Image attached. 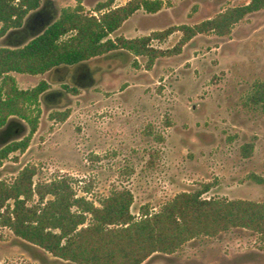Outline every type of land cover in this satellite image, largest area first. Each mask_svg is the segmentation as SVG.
<instances>
[{
    "label": "rangeland",
    "instance_id": "374dc122",
    "mask_svg": "<svg viewBox=\"0 0 264 264\" xmlns=\"http://www.w3.org/2000/svg\"><path fill=\"white\" fill-rule=\"evenodd\" d=\"M104 1L83 0V10L97 16L94 6ZM127 1L114 0L111 7ZM162 1L155 13L137 10L109 37L138 38L193 25L249 0ZM75 4L53 0L45 15ZM180 38L176 30L163 40L151 39L160 53L150 65L147 57L123 49L97 56L88 62L91 85L58 96L42 93L38 127L24 151L3 161L0 179L10 182L32 164L34 184L68 177L77 196L96 205L111 190L127 188L136 217L159 210L179 192L205 186L202 198L264 201V179L255 180L264 178V107L247 98L264 81V9L245 16L228 35L199 33L182 45ZM7 43L6 35L0 37V46ZM97 66L108 68L98 73ZM14 76L21 89L41 80L50 89L61 86L51 70ZM65 110V120L50 117ZM5 136L0 134V143ZM36 202L33 196L28 204ZM0 264L78 263L0 226ZM141 264H264V238L234 227L193 238L171 254L155 252Z\"/></svg>",
    "mask_w": 264,
    "mask_h": 264
},
{
    "label": "trees",
    "instance_id": "16d2710c",
    "mask_svg": "<svg viewBox=\"0 0 264 264\" xmlns=\"http://www.w3.org/2000/svg\"><path fill=\"white\" fill-rule=\"evenodd\" d=\"M44 1L41 7L42 0H0V37L8 32L7 40H11L20 29L27 31L29 24L44 16L45 5L53 4V0ZM75 1L74 6L61 8L58 17L25 44L0 46V134L10 139L0 146V166L10 153L26 149L38 127L40 95L48 87L41 80L21 89L14 74H43L117 49L145 56L150 65L160 53L150 46L153 38L163 40L178 30L182 45L199 33L228 35L245 16L264 9V0H249L193 25L172 26L138 38H110L137 10L155 13L163 1L129 0L111 7L114 0H106L94 6L97 16L84 12L83 0ZM247 98L264 107V81L256 82ZM50 117L65 120L68 111ZM35 174L36 167L30 164L12 181L0 179V226L55 257L78 264H141L155 252L171 254L193 238L215 236L234 227L250 229L264 238V201L202 198L205 186L179 192L159 210H145L136 217L130 211L133 194L127 188L111 190L96 205L77 196L68 177L34 184ZM263 179L255 178L257 182ZM33 196L37 202L28 204Z\"/></svg>",
    "mask_w": 264,
    "mask_h": 264
},
{
    "label": "flooded vegetation",
    "instance_id": "af4514ba",
    "mask_svg": "<svg viewBox=\"0 0 264 264\" xmlns=\"http://www.w3.org/2000/svg\"><path fill=\"white\" fill-rule=\"evenodd\" d=\"M55 11H52V13L44 14L43 17L39 18V21L35 22L34 25H28V30L25 34H21L20 37L12 38L11 40L8 39L7 41L9 43L11 42H19L21 39L25 38L26 36L33 35L37 33L38 31L44 29L46 27V24L55 16ZM105 57V56H103ZM90 62L89 60L72 64V65H60L57 67H54L51 70L52 73L56 75V81L61 85L58 89H50L46 88V90L43 92L44 97L48 96H58L62 93H66V89H76L78 87H88L91 85L93 81L90 80V70L91 66L88 64ZM108 68V67H107ZM106 66H97L96 70L98 73L101 71H105L103 69H107Z\"/></svg>",
    "mask_w": 264,
    "mask_h": 264
},
{
    "label": "water",
    "instance_id": "95a60500",
    "mask_svg": "<svg viewBox=\"0 0 264 264\" xmlns=\"http://www.w3.org/2000/svg\"><path fill=\"white\" fill-rule=\"evenodd\" d=\"M44 6V3L41 4V7ZM59 13H57L47 24H50L52 21H54L57 17H58ZM119 29V28H118ZM43 30V29H42ZM42 30L38 31L37 33L33 34V35H29V36H26L25 38L21 39L19 42H17L16 44H6L7 46H10V47H18V46H21L23 44H25L27 41H29L32 37H34L36 34L40 33ZM116 31V30H115ZM114 31V32H115ZM9 33L7 32L6 36L8 35ZM10 139H6L4 141H2L0 144L3 145L5 144L6 142H8Z\"/></svg>",
    "mask_w": 264,
    "mask_h": 264
},
{
    "label": "crops",
    "instance_id": "0c3cea01",
    "mask_svg": "<svg viewBox=\"0 0 264 264\" xmlns=\"http://www.w3.org/2000/svg\"><path fill=\"white\" fill-rule=\"evenodd\" d=\"M6 34H7V33H6ZM6 34H5V35H6Z\"/></svg>",
    "mask_w": 264,
    "mask_h": 264
}]
</instances>
